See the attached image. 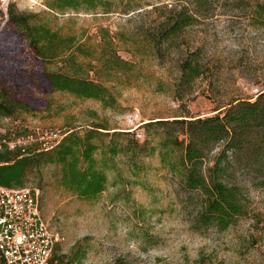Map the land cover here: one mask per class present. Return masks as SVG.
I'll return each mask as SVG.
<instances>
[{"label": "rangeland", "instance_id": "obj_1", "mask_svg": "<svg viewBox=\"0 0 264 264\" xmlns=\"http://www.w3.org/2000/svg\"><path fill=\"white\" fill-rule=\"evenodd\" d=\"M108 1L112 2L110 13L101 9L53 11L47 6L52 0L0 4V33L10 40L17 38L10 28L4 29L12 6L96 53L104 45L103 34H108L112 51L128 63V71L96 74L100 64L95 58L77 57L85 65L82 75L111 90L112 108L66 93L34 91V97L41 99L38 111L1 118L2 134L57 130L66 136L102 126L106 130L99 131L104 134L132 139L126 117L136 111L143 130L138 143L149 141L130 169L124 154L113 158L103 154L109 137L94 140L109 169L105 190L92 200L63 187L60 165L44 160L54 149L44 150L43 159L27 167L24 187L38 193L42 215L59 236L51 264H264V189L255 185L241 165L233 166L229 174L244 188L250 202L248 215L225 231H194L193 209L186 203L190 193L161 166L157 153L145 155L158 139L148 138L144 131L149 122L221 116L233 100L256 99L253 90H264V27L254 25L251 17L264 0H213L205 17L186 28L172 46L163 45L159 51L147 36L156 35L161 15L182 0ZM194 52L202 74L188 91L186 86L178 87L179 66ZM29 57L30 68L39 70L42 64ZM59 66L52 64L48 69L55 71ZM123 139H115L118 150L125 146ZM29 149L39 152L35 146ZM220 149L213 148L204 166L211 165ZM191 196L198 198L197 193Z\"/></svg>", "mask_w": 264, "mask_h": 264}, {"label": "trees", "instance_id": "obj_2", "mask_svg": "<svg viewBox=\"0 0 264 264\" xmlns=\"http://www.w3.org/2000/svg\"><path fill=\"white\" fill-rule=\"evenodd\" d=\"M212 3L213 0H182L180 5L169 9L165 6L168 13L161 15L156 35L147 36L149 43L156 50L163 45L172 46L186 28L206 16ZM47 6L59 12L113 11L112 2L108 0H52ZM152 10L158 9L153 7ZM251 19L254 25L264 27V3L254 8ZM7 28L14 31L17 38L10 40L0 33V119L38 111L41 99L34 97V91L44 95L66 93L78 99L98 101L106 108L114 106L111 90L86 73L82 75L85 65L77 61V57L95 58L100 64L96 74L128 71V63L112 51L108 34H103L104 45L96 53L75 44L73 37L60 36L45 24L35 22L32 15L17 13L12 6L7 11L4 29ZM29 55L42 64L39 70L30 68ZM52 64L60 66L51 71L48 66ZM179 68L178 87L186 86L190 91L192 83L202 74L196 53L184 59ZM99 129L106 130L102 126H92L82 134L68 133L44 158L45 162L60 165L63 187L84 200H92L105 190L109 168L103 154L107 153L111 158L118 153L124 154L131 169L149 145L148 140L140 145L132 133V139H126L124 134L109 135ZM144 131L148 138L158 139L145 155L157 153L161 166L174 176L183 191L190 193L186 203L193 209L192 230L225 231L248 215L249 199L229 170L241 165L255 185L264 189V94L253 102L231 101L221 116L162 119L147 123ZM101 136L109 137L107 151L103 154L94 142ZM117 138L125 139V146L119 150L115 144ZM216 146L221 147L220 151L210 166H204ZM44 156V151L30 149L23 155L16 151L0 152V188H24L27 167ZM191 193H197L198 198L192 197ZM56 248L48 264L52 263Z\"/></svg>", "mask_w": 264, "mask_h": 264}, {"label": "built area", "instance_id": "obj_3", "mask_svg": "<svg viewBox=\"0 0 264 264\" xmlns=\"http://www.w3.org/2000/svg\"><path fill=\"white\" fill-rule=\"evenodd\" d=\"M10 0H0L5 6ZM264 94L255 88L253 96ZM136 140L143 138L142 119L134 111L126 117ZM64 137L57 130H37L6 136L0 132V152L26 153L35 146L39 151L54 148ZM59 236L44 219L38 193L30 188H0V264H48Z\"/></svg>", "mask_w": 264, "mask_h": 264}]
</instances>
